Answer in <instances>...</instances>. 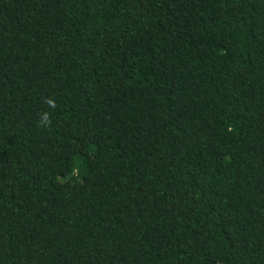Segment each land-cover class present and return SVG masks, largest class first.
<instances>
[{
  "label": "trees",
  "instance_id": "trees-1",
  "mask_svg": "<svg viewBox=\"0 0 264 264\" xmlns=\"http://www.w3.org/2000/svg\"><path fill=\"white\" fill-rule=\"evenodd\" d=\"M0 264H264V0H0Z\"/></svg>",
  "mask_w": 264,
  "mask_h": 264
}]
</instances>
